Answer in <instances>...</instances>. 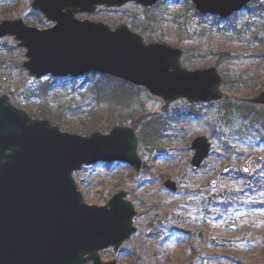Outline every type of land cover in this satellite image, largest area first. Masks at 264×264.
Returning <instances> with one entry per match:
<instances>
[{
	"label": "rangeland",
	"instance_id": "1",
	"mask_svg": "<svg viewBox=\"0 0 264 264\" xmlns=\"http://www.w3.org/2000/svg\"><path fill=\"white\" fill-rule=\"evenodd\" d=\"M32 2L0 0V22L38 18ZM168 6L166 22L159 25L162 31L176 36L184 28L186 36L191 37L196 28L203 25L211 30L212 39L194 37L192 40L195 42L191 54L193 64L184 65L192 70L214 65L218 52L207 51L206 41L234 47L237 41L232 35L235 26L251 19L252 32L248 31L252 34L264 25L262 13L250 16L244 10L238 17L232 16L230 21L237 23L230 24L213 15L199 16L191 0H170ZM136 10V5L131 3L120 9L100 7L94 13H79L77 17L103 22L115 29L122 23L131 26L126 19L127 12ZM39 19L41 23L36 25L39 29L54 25L42 14ZM259 23L261 25H255ZM134 30L145 38L139 29ZM166 42L173 44L170 40ZM237 44L242 54L239 60L223 65L228 87L226 90L222 87L224 97L219 101L190 103L181 98L168 104L147 90L140 92L135 107L143 103L147 112H160L170 119V126L162 136L160 150L151 151L150 147L139 143L138 154L143 160L139 173L121 162L98 163L74 172L86 203L104 205L114 194L125 190L136 210L133 218L136 232L118 250L111 247L101 251L103 261L116 260L117 264H264V128L248 129V124L243 125L237 118L225 115L231 101L254 97L264 90V48L263 44L252 43L249 36ZM26 59V49L19 46L13 36L0 39V95H8L14 105L16 97L34 107L40 100L31 92L38 93L46 80L55 82L59 78L32 77L22 65ZM96 80L97 77L89 78L87 74L75 79L73 84L55 86V93L49 98L50 107L61 106L69 112L66 124L62 127L56 124L62 130L80 135L92 133L84 134L82 130L90 120L86 116L89 110L99 103L95 93L88 89ZM22 109L29 112L27 107ZM257 109L264 110V107L258 105ZM198 135H206L211 140L212 150L202 167L196 169L191 165L194 154L191 142ZM253 156L263 159L251 161L252 171L243 177L240 166ZM228 164L232 167L223 175ZM167 179L177 182L176 192L164 186ZM213 179L216 183H212ZM226 191L240 192L241 197L230 200V204L221 209L209 206L216 200L223 201Z\"/></svg>",
	"mask_w": 264,
	"mask_h": 264
},
{
	"label": "water",
	"instance_id": "2",
	"mask_svg": "<svg viewBox=\"0 0 264 264\" xmlns=\"http://www.w3.org/2000/svg\"><path fill=\"white\" fill-rule=\"evenodd\" d=\"M160 0H33L31 6L54 22L39 29L22 18L0 22V39L13 36L26 49L23 67L32 77L79 78L96 72L146 88L166 103L185 98L208 103L223 98L222 74L216 66L190 70L183 50L165 42H146L128 24L115 29L103 22L79 19L98 7H144ZM200 14L227 18L253 0H192ZM248 102L264 105V90ZM134 127L116 125L108 133L89 135L62 130L49 119L32 117L0 95V264H117L100 251L118 250L135 232L134 205L121 190L104 205L83 199L74 172L106 162L142 168ZM192 166L199 168L211 152V141H192ZM253 156L241 166L251 173ZM231 168L228 164L223 174ZM216 180H213L215 183ZM166 188L177 191L176 181Z\"/></svg>",
	"mask_w": 264,
	"mask_h": 264
},
{
	"label": "trees",
	"instance_id": "3",
	"mask_svg": "<svg viewBox=\"0 0 264 264\" xmlns=\"http://www.w3.org/2000/svg\"><path fill=\"white\" fill-rule=\"evenodd\" d=\"M4 8L6 10V7ZM168 8V1H161L151 8L137 7L136 11L127 12L128 18L126 19L133 29H139L141 31L146 40H170L174 45L181 47L184 50L182 62L184 65L189 66L193 64L192 60H194L191 54L195 42L192 43V40L194 37L204 38V40L212 39V35L210 34L211 30L203 25L202 27L196 28L191 37L186 36L187 32L184 28H181L179 34L176 36H173L169 31H162L159 25H161V22H166ZM5 10H3L4 13H6ZM244 10H246L250 16L259 13L264 14V0H255L246 6ZM238 14L239 13H235L233 16L238 17ZM37 15L39 16L38 18L27 17L25 21L28 24L36 26L41 23V21H39L41 14L37 12ZM216 18L220 19L218 17ZM230 19L231 17L220 20L227 23ZM235 23H237V21H230V24ZM252 24L253 20L249 19L243 25L234 27V33L236 35H232L237 37V41L235 40L234 42V47H222L225 43L223 44V42L220 43L218 41H206L204 43V48L206 49L208 47L206 49L207 51L218 52V56L213 64L221 70L222 74L224 73L222 70L224 64L240 59L242 53L240 49H237V47H239L237 43L244 42V40H247L248 36L251 37L252 43L263 44L264 48V25L260 23L255 24L261 25V28L257 33L251 34L248 30L251 31ZM171 31L174 32V30ZM209 48H211V50ZM93 77H97V80L94 81L92 85L88 86V89L95 93L96 101L99 103H96L98 106L92 107L86 115L90 120L84 126L82 133L87 134L94 131L105 132L115 125L130 124L137 130L141 145L143 144L148 148L150 147L151 151L160 150L162 148V136H164L165 132L169 129L170 119L165 118L160 112H147L148 110L143 103H141L139 108L135 107L137 96H139L141 91H145V89L136 87L123 80L114 79L110 76L97 73L89 74V78ZM224 77V87L226 90L228 87V76L224 74ZM73 82L74 80L72 79L63 80L61 82L56 80L52 82L50 79L46 80L43 84L44 86L39 89L38 93L31 92L33 96L35 95L40 100V102L35 103L36 105L34 107H29L24 100L16 97L13 99L19 107H27V110L33 117L49 119L52 123L59 124L62 127L69 119V112L61 106L52 109L49 104V98L52 93H55L54 88L57 84H73ZM262 83L264 85V81ZM257 107V105L249 103L244 99H236L226 106L225 115L227 113V116L229 115L232 118H237L243 125L248 124V129L253 126L264 128V110H258ZM240 195V192L226 191L223 201L216 200L210 203L209 206H218L220 209L224 208L227 204H230V200L240 199Z\"/></svg>",
	"mask_w": 264,
	"mask_h": 264
}]
</instances>
